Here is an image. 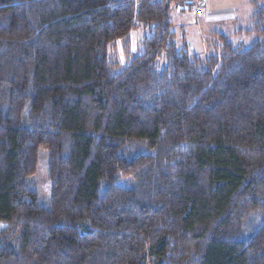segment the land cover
I'll return each mask as SVG.
<instances>
[{"label":"trees","instance_id":"16d2710c","mask_svg":"<svg viewBox=\"0 0 264 264\" xmlns=\"http://www.w3.org/2000/svg\"><path fill=\"white\" fill-rule=\"evenodd\" d=\"M174 1L0 0V264H264V0L207 57Z\"/></svg>","mask_w":264,"mask_h":264},{"label":"rangeland","instance_id":"374dc122","mask_svg":"<svg viewBox=\"0 0 264 264\" xmlns=\"http://www.w3.org/2000/svg\"><path fill=\"white\" fill-rule=\"evenodd\" d=\"M189 1V4L187 3ZM251 0H212V7L216 8V9H221V8H232L233 6L235 8L238 9L237 12L238 16H237V22H232L231 24L227 25L225 27H217L221 30H223L222 32L224 34H226L227 36H230V38L232 39L233 43L236 46H243L244 48H248L255 40V38L253 36L248 35L247 33H238L239 30H247L250 27V19H251V14H252V5L250 3ZM193 2L194 0H184L182 2V5L180 6L182 9H184L183 11H186L183 15H186L185 17L188 18L189 23L192 24L193 26L198 24V20L199 17L201 16H196L194 13V9H193ZM178 2L174 1L172 3L171 6V17L174 14V11H177V13L175 12L176 16L182 20L183 15H177L180 14L178 9L179 5L177 4ZM262 5H264V1H262ZM185 18V19H186ZM173 19V17H172ZM177 20V19H176ZM197 21V23H196ZM184 27V29H183ZM211 29H213V27H216L215 25L212 26H208ZM174 28L178 29V35L179 37L183 35H185L187 41L191 45V47L194 49L195 47V51L200 54L203 57H207L210 56L212 54H215V44L218 42L217 40V36H215L214 34H212V31H208L207 26H205V43L202 42L203 38L201 37V42L203 45H205V49L203 47H201L199 42V39H197L196 37V32L190 31L186 28V26L184 25V22H175L174 23ZM210 29V30H211ZM184 30L188 33H183ZM180 32V33H179ZM202 34V30L200 32ZM136 40H137V35L135 33L132 34V48L135 51L136 50ZM198 43V44H197ZM215 43V44H214ZM119 52H120V57H121V62L123 65L126 64V61L124 59V55L121 49V45L119 44ZM145 152V151H143ZM118 184H121L125 187H133L134 183L132 180L130 179H126V178H122L118 181ZM28 186L36 191L38 193L39 196V202L40 204L45 207V208H50L51 207V183L48 179V152L46 151H42L40 154V162H39V166H38V171L35 174V176L31 177L28 181Z\"/></svg>","mask_w":264,"mask_h":264},{"label":"crops","instance_id":"0c3cea01","mask_svg":"<svg viewBox=\"0 0 264 264\" xmlns=\"http://www.w3.org/2000/svg\"><path fill=\"white\" fill-rule=\"evenodd\" d=\"M212 0H207V8L206 10L202 13V15L199 17V20H198V24L196 25H192L189 23V16L188 18H186L187 16L186 15H183L186 11H183L184 9H182L180 6L182 5V2H178L177 4L179 5V8L178 11L180 14H177V15H183L182 17V20H180L175 12L177 13V11H174V14H173V19H172V22L175 23V22H184V25L186 26V28L190 31H195L196 32V37L197 39H199V42L201 47H203L205 49V45L202 44V42L205 43V26H207V29L208 31H212L211 33L212 34H215V33H223L221 29L217 28V27H225L226 24L229 25L231 24L232 22H237V16H238V9L235 8L234 6L231 8H221V9H216V8H213L212 7ZM189 4V1L187 2ZM186 16V17H185ZM186 18V19H185ZM177 19V20H176ZM197 23V21H196ZM216 26V27H213V26ZM208 26H212L213 29H211L210 27ZM184 29V27H183ZM211 29V30H210ZM178 29H176L177 31ZM202 30V34L200 33ZM180 33V32H179ZM183 33H188L184 30ZM187 37V36H186ZM201 37L203 38V41L201 42ZM197 43V44H198ZM193 45V44H191ZM196 48V47H195ZM194 48V49H195Z\"/></svg>","mask_w":264,"mask_h":264},{"label":"built area","instance_id":"2783aa9c","mask_svg":"<svg viewBox=\"0 0 264 264\" xmlns=\"http://www.w3.org/2000/svg\"><path fill=\"white\" fill-rule=\"evenodd\" d=\"M207 8V0H194L193 9L196 16L202 15Z\"/></svg>","mask_w":264,"mask_h":264}]
</instances>
